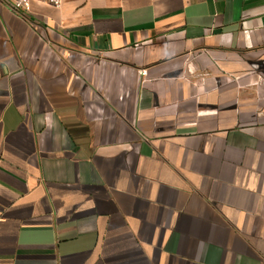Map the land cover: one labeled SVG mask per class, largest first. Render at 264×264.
I'll list each match as a JSON object with an SVG mask.
<instances>
[{
    "label": "crops",
    "instance_id": "1",
    "mask_svg": "<svg viewBox=\"0 0 264 264\" xmlns=\"http://www.w3.org/2000/svg\"><path fill=\"white\" fill-rule=\"evenodd\" d=\"M0 264H264V0H0Z\"/></svg>",
    "mask_w": 264,
    "mask_h": 264
},
{
    "label": "built area",
    "instance_id": "2",
    "mask_svg": "<svg viewBox=\"0 0 264 264\" xmlns=\"http://www.w3.org/2000/svg\"><path fill=\"white\" fill-rule=\"evenodd\" d=\"M10 7L13 9L29 10L32 1L34 0H7ZM53 7H60L62 0H39Z\"/></svg>",
    "mask_w": 264,
    "mask_h": 264
}]
</instances>
